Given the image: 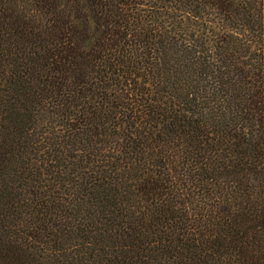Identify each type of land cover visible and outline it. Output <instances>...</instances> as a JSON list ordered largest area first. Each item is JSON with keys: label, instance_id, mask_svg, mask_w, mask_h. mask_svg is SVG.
I'll return each mask as SVG.
<instances>
[{"label": "trees", "instance_id": "obj_1", "mask_svg": "<svg viewBox=\"0 0 264 264\" xmlns=\"http://www.w3.org/2000/svg\"><path fill=\"white\" fill-rule=\"evenodd\" d=\"M0 264H264V0H0Z\"/></svg>", "mask_w": 264, "mask_h": 264}]
</instances>
